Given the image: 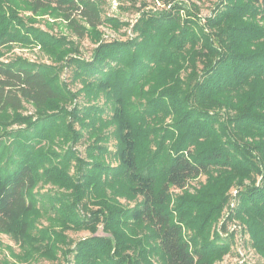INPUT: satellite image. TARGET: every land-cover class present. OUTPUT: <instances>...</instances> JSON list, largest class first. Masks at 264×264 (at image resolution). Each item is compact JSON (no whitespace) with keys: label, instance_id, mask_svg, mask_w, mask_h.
I'll return each instance as SVG.
<instances>
[{"label":"trees","instance_id":"obj_1","mask_svg":"<svg viewBox=\"0 0 264 264\" xmlns=\"http://www.w3.org/2000/svg\"><path fill=\"white\" fill-rule=\"evenodd\" d=\"M102 8L101 0H0V49L26 40L16 17L20 11L51 12L82 39L109 23ZM152 18L144 22L141 39L105 43L92 62L78 60L89 100L104 103L92 113L73 108L66 123L64 106L58 104L69 90L64 95L46 66L0 61V112L19 113L26 102L38 111V121L28 125L32 134L0 151V160L7 153L0 164V232L11 234L27 259H57L62 252L64 264H154L156 257L157 264H213L223 251L204 241L216 208L211 193L234 180L243 185L256 174L261 184L244 187L237 216L264 255V0H217L213 16L199 28L168 13ZM62 41L38 36L42 50L56 61L70 51ZM168 119L171 123H165ZM30 120L18 116L12 122ZM77 124L96 141H108L115 129L113 154L103 146L97 153L88 149V172L81 171L83 161L72 150L58 160L56 152L40 147L43 141L54 146L58 138L78 144L84 134ZM108 155L117 166L106 162ZM74 157L78 172L71 178ZM217 169L223 170V181L211 180L196 195L180 197L176 219L169 208L172 190ZM40 182L72 190L66 207L59 200L60 213L73 217L62 224L94 235L64 250L66 237L52 225L38 230L32 217L39 212L34 191ZM118 196L137 202L122 206ZM93 205L99 209L91 210ZM76 206L92 213L90 221L79 219ZM100 222L106 236L95 235ZM191 227L202 233L187 240L184 231ZM139 228L148 231L139 237ZM123 246H131L136 258L119 261Z\"/></svg>","mask_w":264,"mask_h":264},{"label":"rangeland","instance_id":"obj_2","mask_svg":"<svg viewBox=\"0 0 264 264\" xmlns=\"http://www.w3.org/2000/svg\"><path fill=\"white\" fill-rule=\"evenodd\" d=\"M102 11L104 19H108L109 23L106 22L100 26L96 31H92L86 34L84 38H78L73 35L71 31L66 27L64 22L59 16L54 15L51 12H45L40 14H33L31 10L20 11L16 17H20L21 20V31L20 35L25 37L26 40L19 41L15 40L14 43L0 49V61H9L13 59H23L34 63H40L51 71L50 75L56 76V83L68 91L64 90L67 97H63L58 105H63L65 109L63 121H69L68 114L73 108L78 107L80 111L89 109L92 113V108L97 109V106H103V100H89L91 96L86 95L84 88L85 76L80 74L81 70L78 67V60L83 62H92L94 60V53L101 45L105 43H111L115 40L118 41H130L138 40L142 38V30L147 28L144 24L145 21L153 22L154 16L158 14L168 13L172 18H179L180 23L188 24L189 26L205 27L208 18L213 16L214 10L216 9L217 0H101ZM226 5V4H225ZM23 8V7H21ZM227 8V7H226ZM225 8V9H226ZM190 11L191 15H188ZM137 27V28H136ZM19 30V27L17 25ZM41 34H47L57 39H64L62 44L64 48L70 50L68 54L64 56L62 60L56 61L51 58L41 46L38 44V36ZM140 36V37H139ZM148 61V60H146ZM150 62V61H148ZM153 66V61L150 62ZM191 70L186 74L189 76ZM89 81V80H88ZM70 94H73L72 96ZM96 112V111H93ZM106 114L105 116H107ZM18 116L31 119L28 122H12ZM38 121V111L36 108L26 102L24 109L19 113L0 112V151L3 153L2 147H10L17 141H23L25 133H31L32 129H29V123ZM165 123H171V120H166ZM5 125V127H3ZM164 125V124H163ZM77 131L84 134V137L76 145L70 143L62 144L64 139L58 138L55 140L53 146L50 142L51 147L47 141H43L40 144L46 148L43 151L56 152L58 160H61V156L67 151L72 150L76 157L81 158L83 161L80 169L82 172H88L91 169L89 163L92 161L89 157L90 148L94 149L95 153L99 150V147H107L108 151H113L116 148V140L114 132V126L110 129L111 135L108 141L95 140L91 138L86 130H82L77 124ZM109 129V128H108ZM107 129V130H108ZM106 130V131H107ZM16 136H18L16 138ZM62 144L61 146H59ZM58 146V147H57ZM38 148V145L36 146ZM67 150V151H66ZM39 153L41 151H38ZM1 155V154H0ZM7 153L3 154L0 164L3 163L4 157ZM110 158L109 155L106 158V162L111 166H117L118 162ZM57 159H55L56 161ZM53 164H56V162ZM78 172V163L74 158H71L69 164L68 175L71 178H75ZM81 172V173H82ZM212 176V177H211ZM224 172L223 170H215L213 173L202 175L200 177L191 179L185 189H173L170 193L171 200L169 208L173 211L175 218L177 219L179 213L176 211L177 200L181 197L194 196L201 191L211 180L215 182L223 181ZM225 183V188L220 189V186L210 194V202L215 206L214 216L212 224L206 231L208 234L204 241L207 242V246L211 249L222 248L223 254L213 264H264V255L257 251L255 246L252 245V238L248 232V228L242 220L238 218V211L241 205V195L246 189L245 186H259L262 181V177L258 174L252 176V179H244L243 185L235 183ZM209 182V183H208ZM229 183V182H228ZM124 187L122 186V190ZM37 194V211L33 214L34 223L38 230H46L54 227L55 231L61 232L65 238V244L63 249H74L76 244L87 237H91L94 234L90 230H83L78 226L72 229H67L63 226L62 221L73 219L72 216L64 217L60 213L63 206L59 200L63 202L66 207L68 203L73 201L72 190L62 188L58 185L39 183L38 187L34 191ZM70 195V197H69ZM117 201L122 206H134L137 199H129L126 196H118ZM82 202H89L87 198L82 199ZM99 206H89L91 210H98ZM64 207V209H65ZM77 207L79 213V219L82 221H90L91 212L85 211L80 206ZM206 210V208L204 209ZM208 211V210H206ZM59 221L61 224L59 225ZM74 221H76L74 219ZM103 223L100 222L97 228L102 229ZM198 227V225L196 226ZM99 229V230H100ZM97 231L99 236H106L103 232ZM139 237L143 235L145 229H137ZM38 231L33 230V234L36 235ZM202 231L196 232L195 229L185 228L184 235L185 239L189 240L190 237H198ZM200 237V236H199ZM199 245V244H198ZM121 253L116 258L121 261V256L127 258H136L134 251L131 250V246L121 247ZM26 251L21 247L18 241L8 233L0 232V264H64L65 257L60 252L59 258H38L27 259ZM72 256L70 257V259ZM138 258V257H137ZM154 264L158 263V258H152Z\"/></svg>","mask_w":264,"mask_h":264},{"label":"water","instance_id":"obj_3","mask_svg":"<svg viewBox=\"0 0 264 264\" xmlns=\"http://www.w3.org/2000/svg\"><path fill=\"white\" fill-rule=\"evenodd\" d=\"M99 232H100V233L103 232V229H100ZM96 236H99V235H96Z\"/></svg>","mask_w":264,"mask_h":264}]
</instances>
